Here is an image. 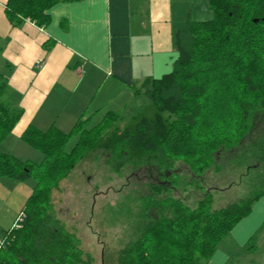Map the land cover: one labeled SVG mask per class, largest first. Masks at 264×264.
Here are the masks:
<instances>
[{"label": "trees", "instance_id": "16d2710c", "mask_svg": "<svg viewBox=\"0 0 264 264\" xmlns=\"http://www.w3.org/2000/svg\"><path fill=\"white\" fill-rule=\"evenodd\" d=\"M77 1L7 0L5 13L15 27L30 21L45 28L53 7ZM209 6L211 20L189 19L175 33L172 71L134 87L145 102L127 120L107 112L97 125L88 128L90 119H81L68 133L29 126L21 139L44 156L41 164L0 149V180L36 181L21 227L4 232L8 245L0 251V264L92 263L91 256L84 258L79 238L55 217L51 202L52 191L90 154H105L118 173L153 166L164 175L175 162L203 174L216 165L218 154L232 159L239 151L249 169L264 173V129L256 125L264 120V0H209ZM22 115L7 75L0 72V144ZM170 191L151 185L143 197L145 219L138 236L118 251L116 264H209L222 241L264 198L262 187L215 210L210 194L191 208Z\"/></svg>", "mask_w": 264, "mask_h": 264}, {"label": "crops", "instance_id": "0c3cea01", "mask_svg": "<svg viewBox=\"0 0 264 264\" xmlns=\"http://www.w3.org/2000/svg\"><path fill=\"white\" fill-rule=\"evenodd\" d=\"M190 1L60 3L49 11L50 24L41 28L30 21L13 26L5 13L7 0H0L1 72L23 109L1 150L20 160L33 158L37 154L21 139L29 126L40 131L56 127L68 133L81 119L91 122L98 115L126 110L141 97L135 94L136 85L172 71L175 33L190 19ZM48 44H52L49 52ZM252 212L231 232L243 248L260 224L253 223L257 209Z\"/></svg>", "mask_w": 264, "mask_h": 264}, {"label": "rangeland", "instance_id": "374dc122", "mask_svg": "<svg viewBox=\"0 0 264 264\" xmlns=\"http://www.w3.org/2000/svg\"><path fill=\"white\" fill-rule=\"evenodd\" d=\"M190 2H193V8L191 5L189 8L190 19L208 21L213 18L208 0ZM144 102L143 96L138 97L126 110L116 113L123 115L125 121ZM101 120L102 117L98 115L89 123L88 128ZM256 125L261 132L264 120H257ZM8 142V149H11V141ZM22 142L20 144L26 147ZM245 142L248 144L249 138ZM75 143L76 139L71 140L66 151L69 152ZM7 146L3 149H7ZM16 151L23 156L18 148ZM31 152L37 156H23L21 160L41 164L44 156L35 149ZM232 155L231 159L230 155L218 154L216 165L203 174L193 172L184 162H175L171 172L165 171L163 175L153 166L139 170L124 168L118 173L107 164L105 154H90L61 181L58 189L52 191L53 212L66 230L79 238L84 258H93L91 264H116L118 251L138 236L139 227L145 219L143 197L149 194L151 185L170 187L172 197L183 200L191 208H195L205 195L210 194L215 210L240 203L250 197L254 190L264 187L262 170L249 169L248 164L240 158L241 152ZM251 167L255 168V165L252 163ZM35 184L34 178L22 182L9 178L0 180V241L4 232L16 225ZM256 209L253 223L260 224L255 229V238L243 248L238 245L233 233H230L220 244L218 251L221 253L214 254L209 263L217 257L214 264H264V228H261L264 215L261 221L259 219L264 214V198L254 204L253 212ZM150 213L152 217L157 215L156 210Z\"/></svg>", "mask_w": 264, "mask_h": 264}, {"label": "built area", "instance_id": "2783aa9c", "mask_svg": "<svg viewBox=\"0 0 264 264\" xmlns=\"http://www.w3.org/2000/svg\"><path fill=\"white\" fill-rule=\"evenodd\" d=\"M23 218H24V214H23V212H21V214H20V216L18 218V221H17L16 225L12 229L20 228L21 227V224L20 223L22 222ZM7 245H8L7 240H3L2 239L0 241V251L3 250V249H5L7 247Z\"/></svg>", "mask_w": 264, "mask_h": 264}]
</instances>
